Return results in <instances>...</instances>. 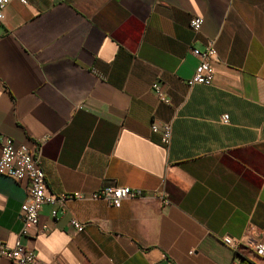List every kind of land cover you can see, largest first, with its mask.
I'll use <instances>...</instances> for the list:
<instances>
[{"label":"crops","instance_id":"0c3cea01","mask_svg":"<svg viewBox=\"0 0 264 264\" xmlns=\"http://www.w3.org/2000/svg\"><path fill=\"white\" fill-rule=\"evenodd\" d=\"M4 15L0 154L6 137L39 143L47 195L146 196L72 200L54 217L43 204L47 230L19 237L28 183L0 175V241L40 264H241L222 237L264 240V0H13ZM210 41L212 83L188 86L191 48ZM154 122L170 123L167 147Z\"/></svg>","mask_w":264,"mask_h":264},{"label":"built area","instance_id":"2783aa9c","mask_svg":"<svg viewBox=\"0 0 264 264\" xmlns=\"http://www.w3.org/2000/svg\"><path fill=\"white\" fill-rule=\"evenodd\" d=\"M13 0H0V25L4 21V11L6 6ZM22 4H27V0H17ZM66 1V0H60ZM203 23V18L193 16L190 19L189 27L197 33ZM192 54L197 58V65L190 78L186 80L188 86L195 84L211 85L213 80V66L211 62L216 59V48L214 41H210L204 49L191 48ZM152 91L158 100L168 104L169 98L163 91L160 83H152ZM223 123H227L228 115L221 118ZM152 133H158L161 143L167 147L171 141L172 129L170 123H152L150 125ZM0 175L12 178L16 181H27V196L20 206V217L22 227L19 237L30 236L32 229L46 231V225H40L38 215L43 204L51 205V215L54 217L58 212H65L67 203L72 200H105L113 208H119L126 199H137L146 196V192L140 188L128 186L111 185L101 187L96 191L84 194L81 192L61 193L55 196L45 193L46 177L40 161V144L35 143L33 147L25 144L15 143L11 138H4L1 145L0 154ZM162 205L168 204V199L164 192L160 191ZM70 224L75 231H84L85 224L76 218L70 219ZM222 242L228 246L234 258L240 259L241 264H245V252H252L264 257V240L243 242L241 239L230 236L222 237ZM7 259L13 264H40L37 254L22 245L19 239L13 246H8L0 241V261Z\"/></svg>","mask_w":264,"mask_h":264}]
</instances>
